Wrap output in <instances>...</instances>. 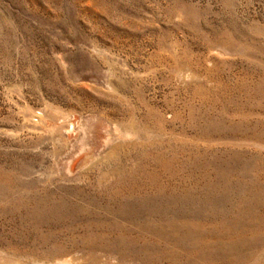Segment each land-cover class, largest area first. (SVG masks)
<instances>
[{"label":"rangeland","instance_id":"1","mask_svg":"<svg viewBox=\"0 0 264 264\" xmlns=\"http://www.w3.org/2000/svg\"><path fill=\"white\" fill-rule=\"evenodd\" d=\"M0 264H264V0H0Z\"/></svg>","mask_w":264,"mask_h":264}]
</instances>
